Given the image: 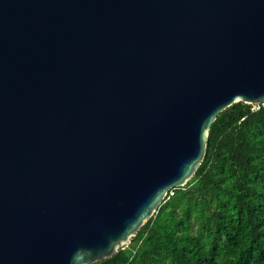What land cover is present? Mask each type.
<instances>
[{"label": "water", "instance_id": "95a60500", "mask_svg": "<svg viewBox=\"0 0 264 264\" xmlns=\"http://www.w3.org/2000/svg\"><path fill=\"white\" fill-rule=\"evenodd\" d=\"M264 103V0H0V264H94Z\"/></svg>", "mask_w": 264, "mask_h": 264}, {"label": "trees", "instance_id": "16d2710c", "mask_svg": "<svg viewBox=\"0 0 264 264\" xmlns=\"http://www.w3.org/2000/svg\"><path fill=\"white\" fill-rule=\"evenodd\" d=\"M130 244L94 264H264V103L212 123L205 157Z\"/></svg>", "mask_w": 264, "mask_h": 264}]
</instances>
